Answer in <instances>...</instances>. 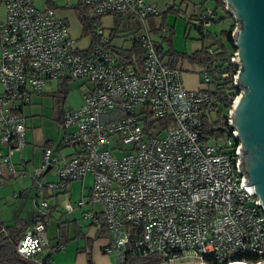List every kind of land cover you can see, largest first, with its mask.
<instances>
[{
  "label": "built area",
  "instance_id": "1",
  "mask_svg": "<svg viewBox=\"0 0 264 264\" xmlns=\"http://www.w3.org/2000/svg\"><path fill=\"white\" fill-rule=\"evenodd\" d=\"M1 1V144L22 148L25 117L16 107L48 81L80 79L84 86L81 104L64 108L57 119L64 129L58 148L70 147L69 156L45 146L39 165L28 170L0 152V183L4 165L11 175L30 177L37 189L32 204L39 220L16 242L21 257L40 264V253L60 245L47 233L45 190L66 192L70 181L83 185L90 175L87 200L81 197L75 206L99 204L84 214L107 237L102 250L114 264L264 262V211L243 185L235 129L227 117L230 134L200 132L202 113L217 100L205 87L186 86L182 69L155 46L148 20L159 9L145 0H80L97 16L114 12L138 19L143 56L127 62L101 26L98 39L82 48L54 9L38 8L33 0ZM213 17L207 8L199 20L207 26ZM230 61L235 63L234 51ZM201 68L204 83L212 71L228 75L218 62ZM51 170L57 179L45 180ZM73 208L72 202L63 205L65 211ZM239 253L252 257L237 260Z\"/></svg>",
  "mask_w": 264,
  "mask_h": 264
},
{
  "label": "rangeland",
  "instance_id": "2",
  "mask_svg": "<svg viewBox=\"0 0 264 264\" xmlns=\"http://www.w3.org/2000/svg\"><path fill=\"white\" fill-rule=\"evenodd\" d=\"M33 3L38 8H43V0H33ZM77 3V0H56V4L59 5L62 9L68 11L69 18V31L73 38L77 37L76 44L86 45L88 43L87 36L89 34L83 33L81 28V23L76 15V12L73 6ZM206 7L213 6V2L206 1ZM185 8L184 3H179V0L176 2L175 9L181 11L179 14L178 12L170 10L166 24L168 26H173V34H172V42L173 46L176 50L183 51L190 53L195 49L204 47H209L211 40L208 37H200V33L195 28L193 24H189L186 22L185 18L192 12V7L187 9V14L183 12ZM91 9V8H90ZM92 16H96L93 10ZM73 15L75 18L71 17ZM4 16V7L0 0V19ZM185 16V17H184ZM99 19V24L102 27L105 34L111 36L113 42L116 45H123L127 46L130 44L131 35H140L142 32L140 22L135 17L129 16L128 14H120V13H108L102 16ZM66 19V18H65ZM66 21V20H65ZM230 23V19L225 18L223 20L217 22H210L205 27V30H209L212 33H218L222 28H227L228 24ZM164 29V33L167 30V26ZM79 30V31H78ZM154 38H159V33L154 34L152 33ZM224 42L228 44V42L224 39ZM165 45V44H163ZM235 51V50H234ZM182 69V77L185 84L189 88H201L205 87L206 83L202 82L201 79V66L190 64L187 61H182L180 64ZM69 91L65 100L64 104L61 106L66 107L69 106L73 100H79L81 97V93L84 91V86H82V80H70L68 83ZM56 89V81L52 80L48 82L47 85L43 86V90L46 92L54 91ZM58 102L57 98L51 96L48 93L41 95H33L31 97V102L23 106V114L27 117L26 122L29 124L28 129L26 132V145L29 147L36 145V147L40 150L43 149L45 146H50L53 151H56L53 144L59 143L61 137L63 136L64 129L59 128L57 126V121L55 120V116L57 115L58 109ZM65 105V106H64ZM47 139V141H46ZM49 139V141H48ZM53 142V143H52ZM219 143L223 144V140L220 139ZM36 164L32 165L38 166L39 164L35 161ZM21 167V166H20ZM46 175V174H45ZM44 175L45 180H55L56 175L55 172L52 170ZM21 179V178H17ZM12 178L8 183H6V187H8V192L6 193V205L0 206V222L4 221L7 223H14L15 218L13 214H17L21 209L23 216L25 219L31 216V212H36L37 210L34 208L32 204V197H34L33 190L27 189L23 190L21 186L22 183ZM91 177L90 175H86L83 181V185L80 184L79 181L72 182L67 192L66 197L70 198V201L73 203L74 208L72 211H65L61 207L57 208L56 211H53L52 217L49 219V230L50 232L56 231V228H59L60 234L65 233L68 231L72 234L73 233V224L77 223L81 229L85 232V234H93L96 236L97 229L95 225L91 222V218L86 216L84 213L89 209H97L99 208L98 203L90 204L87 203L83 206H75V203L81 197L84 200H87L88 197V189L90 186ZM83 186V188H82ZM83 189V190H82ZM13 191H15L16 195H18V191H21V195L18 197H14ZM83 193V196L81 194ZM15 195V196H16ZM42 195V192L39 193V197ZM39 199V198H38ZM40 201V200H39ZM14 212V213H13ZM60 221V225H56ZM69 222V226L67 228V223ZM72 236V235H71ZM93 240L94 246H96L95 252H99V254L103 257V264H114L113 257L104 252L103 250H99L98 245L102 244V246L107 243V237L105 235L98 234ZM74 239L69 240L66 244L71 243ZM77 241V240H76ZM75 242V241H74ZM52 251V252H59ZM82 254V252H80ZM79 254V255H80ZM94 252L92 251L91 254L88 256V259L93 258ZM87 259V260H88ZM95 260V259H94ZM179 264V263H174Z\"/></svg>",
  "mask_w": 264,
  "mask_h": 264
},
{
  "label": "trees",
  "instance_id": "3",
  "mask_svg": "<svg viewBox=\"0 0 264 264\" xmlns=\"http://www.w3.org/2000/svg\"><path fill=\"white\" fill-rule=\"evenodd\" d=\"M214 4L212 10L214 17L211 22H217L225 18L230 19V23L227 28H222L218 33H212L209 30H205L206 26H203L199 20V16L207 9L203 8L197 14H191L190 18L194 20L193 24L200 33V37H208L211 40L209 47L202 46L201 48L195 49L190 53L176 50L172 42V27L168 28L167 34L161 32L163 27L162 23L157 27L153 24V17H150L148 24L152 33H159V39L154 40L157 48L164 49V57L167 62L172 66H179L182 61H187L190 64L198 66L212 65L216 62L222 66V71H227L228 75L222 77L220 71H212L210 80L206 82L205 89L216 98L217 103L212 111L203 112L201 117L200 132L204 136L220 137L230 134L231 127L227 122V113L232 104V100L238 93L239 89L235 87L233 83L232 75L235 73L237 64L230 61V57L235 50L232 44V31L235 26V21L232 15L225 9L223 0H211ZM52 8L51 6H48ZM76 15L81 23L82 32L87 33L91 36V45L98 39L99 35L97 29L99 28V19L102 16H92V8L89 5L81 3L80 0L73 6ZM91 8V9H90ZM53 9V8H52ZM169 10H172L169 8ZM122 14V13H120ZM160 12L157 14L159 15ZM5 15V14H4ZM2 20V19H1ZM111 38V36L109 35ZM112 39V38H111ZM224 39L228 42L225 43ZM165 44V45H163ZM113 51L121 59H126L127 62L133 60L141 61L143 56V48L141 44L140 36H135L132 39L130 46H113ZM181 68V67H180ZM69 79H58L57 86L54 91L49 92L51 96L57 98L59 108V118L62 116L64 108L61 104L65 103V98L69 91ZM65 106V105H64ZM58 192L45 190L44 197L50 198L52 195H56ZM55 205H48L47 212L51 217L50 211ZM39 220L37 214L34 215L30 220H22L20 223L15 221L14 223H3L0 222V264H38L31 259L21 257L15 250V245L19 237L24 233V230L31 222ZM60 221L58 224L60 225ZM76 229V227H75ZM83 236L78 231L75 232V236ZM58 241L60 245L55 246L53 251H58L65 245V242L69 239L66 233L59 232ZM52 251H46L43 256L39 257L42 259L40 264H53L50 260ZM250 254H236L235 259L251 258ZM85 264H93L90 259Z\"/></svg>",
  "mask_w": 264,
  "mask_h": 264
},
{
  "label": "water",
  "instance_id": "4",
  "mask_svg": "<svg viewBox=\"0 0 264 264\" xmlns=\"http://www.w3.org/2000/svg\"><path fill=\"white\" fill-rule=\"evenodd\" d=\"M223 2L235 21L234 85L239 89L227 117L239 141L243 185L257 196L264 211V0Z\"/></svg>",
  "mask_w": 264,
  "mask_h": 264
},
{
  "label": "crops",
  "instance_id": "5",
  "mask_svg": "<svg viewBox=\"0 0 264 264\" xmlns=\"http://www.w3.org/2000/svg\"><path fill=\"white\" fill-rule=\"evenodd\" d=\"M145 1L150 3V4H152V5H154L157 9H159L160 14L153 17V24H154L155 27H157L159 24L162 23V25H163V27L161 29L162 33H164V29H165V27L167 25L166 24V20H167L168 14L170 12L169 8L172 9V11L178 12L177 14H179V12L181 11V9H179V10L175 9L176 2L178 0H145ZM206 1L212 2L211 0H179V3H184L185 4V8L183 10L185 15L187 14V9L189 7H192V12L189 15H187L186 18H185L187 23L193 24V22H194V20H192L190 18L191 14H197L200 10L202 11L203 8H212L214 6V4H213V6H211V7H206L205 6V2ZM48 6H51L58 16L62 17L64 20H66L67 25H68V29H69V24H68V20H67V18H69L68 11L65 10V9H62L65 6L61 8L59 5L56 4V0H43V8L44 7H48ZM4 13H5V11H4ZM71 17L75 18L73 15H71ZM3 18H4V16H3ZM3 18H1V19H3ZM102 18L103 17H101V20H102ZM169 27H171V26L167 27V30H166V32L164 34H167ZM79 29L82 30V26ZM135 36H139V35L132 34L131 38H130V44L132 42L133 37H135ZM76 38L77 37H75V39ZM87 38H88V43L86 45H83V46L80 45V44L79 45L77 44V45L79 47H82V48L88 47L90 45V42H91V36L88 35ZM76 42H77V39H76ZM111 42H112L113 46H123V45H116L113 42L112 39H111ZM130 44L127 45V46H124V47L130 46ZM51 81H48V82H51ZM54 81H56V80H54ZM47 83L45 85H47ZM56 86H57V81H56ZM1 93H2V86L0 84V94ZM45 93H49V92H46V91H44L42 89L40 92L31 93L30 94V98H29V102L23 103L20 106L16 107V110L18 112H20L21 114H23V106L26 105V104H29L31 102V97L33 95H41L42 96ZM65 100H66V98H65ZM81 102H82V99L80 97L79 100H73V102L70 103V105L66 106V107H68V108L78 107L81 104ZM59 108H60V106L58 105L57 115L55 116V120L56 121L59 118ZM24 117H25L26 129H25V143L22 146V148L19 149V150H16V149L10 150L8 145H3L0 142V152L1 153H8L9 152L10 159H11V161L14 163V165L17 168L20 167V166H24L28 170H31L32 169V165L36 164L35 161H37L38 164L40 163L42 149L39 150L36 147V145H33L31 147H29V145H26V132H27L29 124L26 122V118L27 117L25 115H24ZM46 141H47V139H46ZM48 141H49V139H48ZM58 145H59V143H57V144L54 143L53 144L55 149L60 151L62 154H64L65 157H67V156H69L71 154L70 147H59L58 148ZM1 175L4 177V181L2 183H0V206L1 205H4V206L6 205V200L7 199H6L5 195L8 192V187H6V183H8V180L10 181L12 178H14L15 180L17 178H21V179H17V181H19L18 184L22 183V185H18V186H21V188L24 191L30 188V190H33V192L35 191L34 192V197L36 196V194H37L36 185H35L34 181L30 177H28V176L11 175L8 172L6 166H4V165H2ZM46 175H47V173H46ZM56 179H57V177H56ZM75 181H79L80 184H81V180H72V181L69 182V185L72 182H75ZM69 185H68V187H69ZM13 195H14V197H17V196L19 197L21 195V191H18V195H16L15 191H13ZM66 195H67V192H58L56 195H52L50 198H45V199H47L49 205H55L54 208L50 211V213H53V211H56L57 208H59V207H61L63 209V205L65 203L71 202L70 198L66 197ZM32 199H33V197H32ZM0 213H2V212H0ZM19 213H22V209L17 214H13V217L15 218V221H17L18 223H20L22 220H30L34 215L37 214V212H33L32 211L31 212V216L28 217L27 219H25ZM51 217H52V214H51ZM3 223H7V222L3 221ZM68 224H69V222L67 223V228L70 227L69 226L70 224L69 225ZM56 225L58 226L59 224L57 223ZM75 227H76V229H75ZM58 230H59V228H56V231L50 232L49 223H48L47 233H48V236H49V238L51 240V243H54V242H56V240H58V237H57V235L59 234ZM77 231L79 233L83 234V236H77V235L75 236V232H77ZM65 233L67 234V236L69 238L67 240V242L69 240H71V239H74L75 242L71 241V243H68V244H66V242H65V245L63 246V248L60 249L61 251L52 252L51 255H50V260H51V262L53 264H85L88 261L87 260L88 256L91 254L92 251L94 252V256H93V258L90 257L91 262L93 264H103L104 263L103 262V257L99 254V252L98 253L95 252L96 246H94V241L95 240H93L98 234L104 235L103 233H99L98 232V233H96V236L93 235V234H91V235L90 234L89 235L85 234V232L81 229V227L77 223L73 224V233L72 234L69 232V229ZM98 247H99V250L101 251L102 250V244H99ZM46 251L47 250H44L40 254V256H43V254ZM80 252H82V254H80Z\"/></svg>",
  "mask_w": 264,
  "mask_h": 264
},
{
  "label": "bare ground",
  "instance_id": "6",
  "mask_svg": "<svg viewBox=\"0 0 264 264\" xmlns=\"http://www.w3.org/2000/svg\"><path fill=\"white\" fill-rule=\"evenodd\" d=\"M196 264V263H195ZM232 264H241V263H239V262H233Z\"/></svg>",
  "mask_w": 264,
  "mask_h": 264
}]
</instances>
